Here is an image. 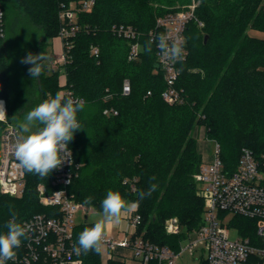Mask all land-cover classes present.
Returning a JSON list of instances; mask_svg holds the SVG:
<instances>
[{
	"label": "trees",
	"instance_id": "trees-1",
	"mask_svg": "<svg viewBox=\"0 0 264 264\" xmlns=\"http://www.w3.org/2000/svg\"><path fill=\"white\" fill-rule=\"evenodd\" d=\"M191 1L94 0L92 9L78 16L81 31L67 63L50 73L45 63L36 78L26 64L16 85L10 54L48 53L49 42L60 28L59 0H5L0 40V99L6 103L7 122L14 124L15 118L54 97L59 88L72 89L85 107L77 114L83 130H77L69 144L79 165L69 193L86 208L103 211L101 202L109 190L136 202L154 176L151 183L156 190L133 211L141 216L135 235L174 250L203 217L202 197L193 180L201 164L194 128L202 127L205 137L219 144L227 171L235 169L242 148L259 155L264 147V39L248 35L251 29L264 31V0ZM197 2L195 15L203 26L188 25V56L178 66L176 86L183 102L168 104L161 98L165 83L156 68L155 46L151 53L144 51L147 34L158 17ZM121 25L137 33L134 42L140 44V51L134 61L128 60L130 41L114 32ZM91 47L98 49L96 57ZM124 79L131 86L127 96L121 95ZM105 109L117 115H106ZM3 127L0 121V136ZM26 178L23 196L0 193V234L7 232L10 206L21 225L32 214L48 211L39 204L35 189L41 177L27 172ZM89 196L91 203L84 204ZM171 218L180 225L178 236L165 232L164 222ZM94 224L74 228L77 245L79 234ZM239 232L252 237L242 224ZM81 260L82 264L123 263L104 260L95 251L82 254Z\"/></svg>",
	"mask_w": 264,
	"mask_h": 264
},
{
	"label": "built area",
	"instance_id": "built-area-1",
	"mask_svg": "<svg viewBox=\"0 0 264 264\" xmlns=\"http://www.w3.org/2000/svg\"><path fill=\"white\" fill-rule=\"evenodd\" d=\"M0 0V40L4 37V10ZM197 3L188 8L167 13L156 19L154 27L147 37L155 46V64L165 83L161 98L168 104H181L183 95L176 86L179 75V64L188 56L187 43L184 45V59L173 62L161 55L157 48L158 35L165 33L171 40L183 38L186 41V30L191 22L199 27L203 24L195 15ZM94 0H59L58 20L60 28L57 38L60 51L54 54L53 64L64 66L69 60V52L73 42L81 31L78 16L92 9ZM118 37L130 41L128 60L138 58L140 44L134 42L137 33L131 26H116L113 28ZM91 53L96 57L98 49L91 47ZM131 91L130 82L124 79L121 95L127 96ZM65 99L83 100L67 86L59 88ZM150 92H148V95ZM4 108L7 113L6 103ZM84 102V100H83ZM104 114L117 115L113 109H105ZM4 127L0 136V191L11 197L23 196L26 187L27 172L19 166L15 157V144L22 132L6 117L0 118ZM209 140V139H207ZM213 145V159L203 162L193 175L198 192L203 199V217L200 226L188 232L179 241L177 250L168 246L158 245L143 239L141 235H130L121 240L111 237L104 238L103 248L110 252L117 249H128L132 253L130 259H123L125 264H177V257L194 243H203L206 264H264V147L259 155L248 148H242L238 163L233 171H227L220 158V146L215 140H209ZM65 160L60 167L41 178L35 189L38 202L48 209L44 213H34L22 222L27 229L26 238H22L15 256L6 264H82L81 255L73 251L78 246L74 237L73 219L77 212L86 207L73 199L69 187L77 177L79 165L74 160L72 149L62 154ZM134 191V189H132ZM232 213L236 216L250 219L255 225V236L231 239L225 226L219 223V214ZM128 225L137 229L141 224V216L131 211L127 216ZM167 232L179 235L180 225L175 218L166 220ZM197 240L182 248L185 240L192 235Z\"/></svg>",
	"mask_w": 264,
	"mask_h": 264
},
{
	"label": "clouds",
	"instance_id": "clouds-1",
	"mask_svg": "<svg viewBox=\"0 0 264 264\" xmlns=\"http://www.w3.org/2000/svg\"><path fill=\"white\" fill-rule=\"evenodd\" d=\"M157 48L161 55L173 62L184 59L183 38L170 41L165 33L158 35ZM153 41L145 43L144 51L152 52ZM48 57L44 53L32 54L29 52L21 59L22 64L31 65L28 72L32 78L39 77L44 70ZM85 107L83 100L65 99L63 93H57L54 97L44 100L30 110L23 123L20 124L22 133L15 144V157L19 166L26 172L37 174L39 177H48L54 169H57L67 160L62 154L68 151L69 144L77 130H83L77 119L78 112ZM4 102L0 101V118H5ZM40 126V127H37ZM36 127L37 130L32 129ZM156 178L150 177V187L147 191L138 193L139 200L129 203L124 200L118 191L109 190L101 202L103 218L94 226L85 228L78 237V246L72 251L77 255H87L90 251L100 253L103 248L104 238L108 225L119 224L122 215L138 207L139 201L150 196L156 190L157 185L151 183ZM92 197H86L84 204H90ZM11 219L5 223L7 232L0 234V264H6L15 256V249L20 246L22 238H26L27 229L17 222V213L9 207Z\"/></svg>",
	"mask_w": 264,
	"mask_h": 264
},
{
	"label": "rangeland",
	"instance_id": "rangeland-1",
	"mask_svg": "<svg viewBox=\"0 0 264 264\" xmlns=\"http://www.w3.org/2000/svg\"><path fill=\"white\" fill-rule=\"evenodd\" d=\"M189 6L186 5L181 9L188 8ZM248 35L251 37H254V38H258V39H264V31L251 29L248 31ZM27 40L31 41V38L29 37ZM26 43H28V41H26ZM49 43H50L49 51L46 54V56L48 57V60L46 61L48 73L59 70V67H57V65L53 64V58H54V54H56L60 51V43H59V39L57 38V36L54 37L53 39H51ZM52 49H53V52H52ZM26 55H27L26 51H24L23 54H21L20 56L17 55V53H15V51L10 54V70H11V74H13L12 77H13V84L14 85H16L18 83V80L21 77L20 72L24 69V67L26 65V64L21 63V59L23 57H25ZM28 112L29 111L27 110V111H25V113L23 115L14 119V124L20 131H21L20 124L24 122L26 114ZM196 128L197 127H195L194 130ZM32 130L35 131V127ZM193 133H194V131H193ZM22 134L27 135L26 133H22ZM0 193L2 195L7 196V197H11L7 194H3L1 191H0ZM198 195L201 196L199 194V192H198ZM124 200L129 202V203H132L129 200H126V199H124ZM202 201H203V199H202ZM203 204H204V202H203ZM127 212L126 213L129 214L131 211H127ZM85 214L87 215L86 221L84 220ZM102 218H103V211H96L93 208H89L87 211L86 210H80L79 212H77V214L75 215V217L73 219V223L76 227V226L83 225L85 222L89 223V224L90 223H96L97 221H99ZM242 219H244V218H242L240 216H236L232 213H224V214H219V221L218 222L225 226V228L228 231V235L231 239H237V238H243L244 237V235H242L239 232V226H241V224L244 226V228L246 227V232L249 233L250 236H252V238H254V236H255V225H254V223L251 221L250 222L244 221ZM164 229H165L166 234L171 235V236H178V235H173V234H170L167 232L166 221L164 222ZM106 230L108 231V233H107L108 236H112L114 238H122L124 235L122 232H120L118 230L117 227H115V224L108 225ZM189 232H191V231H189ZM187 233L188 232H186V234ZM196 240H197V235H195V234L192 235L190 240H185L182 243V248L187 247L190 244V242H194ZM164 246H167V245H164ZM204 251L205 250H204L203 243H194V245L191 248L185 249L177 257V264H203V262L205 261V252ZM122 264H125V263L123 262Z\"/></svg>",
	"mask_w": 264,
	"mask_h": 264
},
{
	"label": "crops",
	"instance_id": "crops-1",
	"mask_svg": "<svg viewBox=\"0 0 264 264\" xmlns=\"http://www.w3.org/2000/svg\"><path fill=\"white\" fill-rule=\"evenodd\" d=\"M53 52V49H52ZM193 136L196 139V148L198 153L201 156V163L203 162H210L213 159V145L212 143L207 140V138L205 137V133L202 127L196 128L194 130ZM135 209H132L131 211H134ZM128 213V212H127ZM126 212L122 215V219L121 222L119 224H115V227L118 228V230L120 232H122L124 235L122 238H114L112 236H108V234H106V237H111L114 238L116 240H121L124 237H130V235H132L134 233V235L136 234V230L131 228L128 225L127 222V214ZM106 232L108 233V231L106 230ZM102 258L105 259H114V260H118V261H122L123 259H130L132 257V253L130 250L128 249H124V248H120L117 249L115 252H110L105 248H102V251L100 252Z\"/></svg>",
	"mask_w": 264,
	"mask_h": 264
},
{
	"label": "water",
	"instance_id": "water-1",
	"mask_svg": "<svg viewBox=\"0 0 264 264\" xmlns=\"http://www.w3.org/2000/svg\"><path fill=\"white\" fill-rule=\"evenodd\" d=\"M206 39H207V36H205L204 37V42L206 41ZM88 210V208H86V211ZM84 220L86 221L87 220V215L85 214V216H84Z\"/></svg>",
	"mask_w": 264,
	"mask_h": 264
}]
</instances>
